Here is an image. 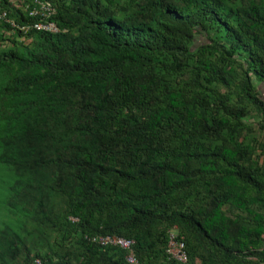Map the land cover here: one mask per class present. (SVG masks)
<instances>
[{
	"label": "trees",
	"instance_id": "obj_1",
	"mask_svg": "<svg viewBox=\"0 0 264 264\" xmlns=\"http://www.w3.org/2000/svg\"><path fill=\"white\" fill-rule=\"evenodd\" d=\"M49 1L0 19V264H264V0Z\"/></svg>",
	"mask_w": 264,
	"mask_h": 264
},
{
	"label": "built area",
	"instance_id": "obj_2",
	"mask_svg": "<svg viewBox=\"0 0 264 264\" xmlns=\"http://www.w3.org/2000/svg\"><path fill=\"white\" fill-rule=\"evenodd\" d=\"M28 15L38 19L29 23L27 26H21L20 29L26 32L29 29L38 31L57 32L59 30L53 19L55 8L49 0H31L25 7ZM91 240L100 245L118 246L126 251V261L128 264H139L131 248L133 240L116 235H95ZM165 252L168 257L181 263H186L188 257L184 248V243L174 235H170Z\"/></svg>",
	"mask_w": 264,
	"mask_h": 264
},
{
	"label": "clouds",
	"instance_id": "obj_3",
	"mask_svg": "<svg viewBox=\"0 0 264 264\" xmlns=\"http://www.w3.org/2000/svg\"><path fill=\"white\" fill-rule=\"evenodd\" d=\"M8 1H10V3H13L15 6L19 7L21 10H23V12L27 13V10L25 9V7H26V5H27L31 0L28 1V2H24V3H22V1L20 2L19 0H14V1L8 0ZM55 13H56V12H55ZM27 15H28V13H27ZM28 16H29V17H32V16H30V15H28ZM34 18H37V17H34ZM0 19H5V21H6L7 23H9L11 27H15V28H17L18 30L22 31L23 33H26V32L29 31L30 29L27 30L26 32H24L23 30L20 29V27H21V26H27L29 23L35 21V20H33V21H31V22L24 23V24H16V23H14L13 21H11V20H9V19L6 18V12H5V11H1V12H0ZM37 19H38V18H37ZM37 19H36V20H37ZM54 21H55V20H54ZM55 22H56V21H55ZM56 24H57V23H56ZM57 26H58V25H57ZM58 28H59V30H58L57 32H48V33H58V32L63 31V29H61L59 26H58ZM34 30H35V29H34ZM36 31H38V30H36ZM42 32H46V31H42ZM97 235H100V234H97ZM106 235H108V234H106ZM93 236H95V235H93ZM33 264H39L38 259H35V260L33 261Z\"/></svg>",
	"mask_w": 264,
	"mask_h": 264
},
{
	"label": "rangeland",
	"instance_id": "obj_4",
	"mask_svg": "<svg viewBox=\"0 0 264 264\" xmlns=\"http://www.w3.org/2000/svg\"><path fill=\"white\" fill-rule=\"evenodd\" d=\"M8 35V34H6ZM260 85V83L258 84V86ZM1 168V167H0ZM4 178V176L2 175V172L0 171V202L3 201L4 196H5V191H3V186H2V179ZM1 205V203H0ZM4 209V207H2ZM3 211V210H2Z\"/></svg>",
	"mask_w": 264,
	"mask_h": 264
},
{
	"label": "crops",
	"instance_id": "obj_5",
	"mask_svg": "<svg viewBox=\"0 0 264 264\" xmlns=\"http://www.w3.org/2000/svg\"><path fill=\"white\" fill-rule=\"evenodd\" d=\"M11 1H14V0H11ZM260 94L264 99V83L262 85H260Z\"/></svg>",
	"mask_w": 264,
	"mask_h": 264
}]
</instances>
